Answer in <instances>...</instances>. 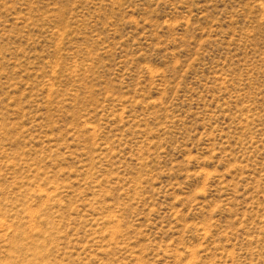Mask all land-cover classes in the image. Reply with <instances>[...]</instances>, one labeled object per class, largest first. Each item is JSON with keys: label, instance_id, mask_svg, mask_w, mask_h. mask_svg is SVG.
<instances>
[{"label": "rangeland", "instance_id": "rangeland-1", "mask_svg": "<svg viewBox=\"0 0 264 264\" xmlns=\"http://www.w3.org/2000/svg\"><path fill=\"white\" fill-rule=\"evenodd\" d=\"M0 264H264V0H0Z\"/></svg>", "mask_w": 264, "mask_h": 264}]
</instances>
